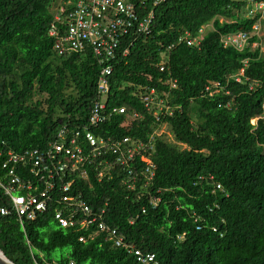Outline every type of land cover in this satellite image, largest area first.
<instances>
[{
	"label": "trees",
	"instance_id": "16d2710c",
	"mask_svg": "<svg viewBox=\"0 0 264 264\" xmlns=\"http://www.w3.org/2000/svg\"><path fill=\"white\" fill-rule=\"evenodd\" d=\"M55 2L0 0L2 182L8 152L44 149L69 120L84 125L98 98L100 65L91 53L54 52L49 30L62 4ZM132 2L141 16L153 12L151 34L138 37L129 57L114 66L108 105L126 107L127 115H114L97 133L146 138L159 125L133 93L142 87L167 91L175 81L169 104L178 109L164 121L176 144L156 143L148 190L129 191L121 173L98 182L92 170L88 182H78L79 193L92 210H106L105 224L126 244L154 254L157 264H264V37L251 32L259 15L236 14L248 0H166L157 7L153 0ZM211 22L200 48L177 44L182 32ZM239 33L250 35L242 51L223 46L222 37ZM242 68L246 83L228 80ZM212 82L229 94L205 96ZM135 111L142 118H127ZM148 193L160 199L157 206ZM6 205L0 187V208ZM82 235L60 227L52 210L24 227L0 215V250L14 264H138L134 253L115 247L106 235L80 242Z\"/></svg>",
	"mask_w": 264,
	"mask_h": 264
},
{
	"label": "built area",
	"instance_id": "2783aa9c",
	"mask_svg": "<svg viewBox=\"0 0 264 264\" xmlns=\"http://www.w3.org/2000/svg\"><path fill=\"white\" fill-rule=\"evenodd\" d=\"M164 1L155 0L152 6L157 7ZM249 2L253 4L254 10L262 13L264 19V3ZM61 3L54 13L49 30V36L54 39V52L57 56L91 53L100 65L96 83L98 98L93 102L84 125L69 120L44 149L7 153L3 165L7 181H0L7 205L0 208V215L13 216L24 227L25 222H33L52 210L53 220L60 227L83 232L80 242L103 234L115 247L134 253L138 264H157L154 254L135 250L124 242V237L116 230L109 228L104 222L106 210H92L78 188V182L90 180L92 170L98 182L105 178L111 179L116 173L123 174V185L129 191L136 190L138 186L148 190L153 184L156 143L170 136L168 131L171 132V129L164 120L178 109L169 104V91L177 88L176 82L171 81L167 91L142 87L133 93L146 113L159 125L146 138L104 137L97 133V129L114 115H127L126 107L108 105L114 66L129 57L130 47L138 37L151 34L154 14L150 12L145 17L141 16L131 0H68ZM205 30L206 27L201 28L196 35L185 31L178 39V44L200 48ZM260 30L261 25L257 24L253 34L260 36ZM249 38L247 33H239L222 37L221 43L225 48L233 47L242 51ZM256 46L255 43L252 47ZM162 57L163 71L164 53ZM243 74L241 71L234 77L236 82L242 83ZM253 87L251 84L250 88ZM223 90V85L215 82L206 87V95L214 96ZM262 112L264 118V104ZM127 118L137 120L142 115L135 111ZM257 121L258 118L252 120L251 124L256 127ZM217 189H221V186H217ZM148 195L150 204L157 206L160 199Z\"/></svg>",
	"mask_w": 264,
	"mask_h": 264
},
{
	"label": "clouds",
	"instance_id": "9594fccd",
	"mask_svg": "<svg viewBox=\"0 0 264 264\" xmlns=\"http://www.w3.org/2000/svg\"><path fill=\"white\" fill-rule=\"evenodd\" d=\"M132 1V0H131ZM155 0H153V2H154ZM166 1V0H165ZM164 1V2H165ZM163 2V3H164ZM252 2H254V0H252ZM260 3H264V2H260ZM153 4V3H152ZM162 4V3H161ZM159 6V5H158ZM245 8H247V12H248V14H247V17L246 18H250V17H253L254 15H259V20L255 23V25L253 26V28H252V34L254 33V27L257 25V24H260L261 25V30H264V19H262V13L260 12V11H256V10H254V8H253V4L252 3H250L249 2V0H248V5L247 6H245ZM219 21L220 22H223L224 21V19L223 18H219ZM203 27H206V30H205V35H204V37L206 36V34L209 32V31H211V30H213V22H211V23H209V24H205V25H203V26H201L195 33H193V32H191V31H189V32H191L193 35H196L197 33H199V30L201 29V28H203ZM261 30H260V32H261ZM186 31H188V30H186ZM185 32V31H184ZM184 32H182L181 33V35L184 33ZM251 32H249V33H251ZM180 35V36H181ZM180 36H179V38H180ZM178 38V39H179ZM177 44H178V42H177ZM182 44V43H181ZM180 45V44H179ZM172 48V47H171ZM233 48V47H232ZM169 49V48H168ZM238 51V50H237ZM166 51H164L163 53H165ZM162 53V54H163ZM162 56V55H161ZM163 61V60H162ZM245 62H247V64H245ZM243 63H244V66L246 67L247 65H248V61L247 60H244L243 61ZM241 71L244 73L245 72V68H242L237 74H235V75H233V76H230V78L228 79V80H234L235 82H236V80L234 79V77L235 76H237V75H239L240 73H241ZM241 79H242V83H239V84H244V83H246V80L244 79V74H243V76L241 77ZM175 82V81H174ZM212 83H215V82H212ZM212 83H210V84H212ZM220 83V82H219ZM238 83V82H237ZM222 84V83H221ZM223 85V84H222ZM207 87V86H206ZM206 87H205V91H204V93H205V96H209V95H206L207 93H206ZM223 87H224V85H223ZM221 93H226L227 95L229 94L228 92H225V87H224V90H223V92H221ZM221 93H219V94H221ZM219 94H216V95H219ZM215 96V95H214ZM209 97H213V96H209ZM264 104V103H263ZM253 120H255V119H253Z\"/></svg>",
	"mask_w": 264,
	"mask_h": 264
},
{
	"label": "rangeland",
	"instance_id": "374dc122",
	"mask_svg": "<svg viewBox=\"0 0 264 264\" xmlns=\"http://www.w3.org/2000/svg\"><path fill=\"white\" fill-rule=\"evenodd\" d=\"M62 1L67 2L68 0H56L55 4L61 3ZM141 1H145V0H141ZM235 13H236V12H235ZM236 14H237L238 16H240L241 18H246V17H247V14H248V12H247V8H244V10H241L240 12H238V13H236ZM260 34H263V35H261V36L264 37V30H261V33H260ZM263 37H262V38H263ZM263 44H264V43H262V46H263ZM262 51H263V53H264V46L262 47ZM70 92H71V91H70ZM192 116H193V122H194V125H195V124H197L196 115L193 113ZM169 130H170V129H169ZM168 132H169L170 136L167 135V136H168V137L166 138L167 142H170V143H172V144H176V141H175L174 138L172 137L171 132H170V131H168ZM177 146H178L179 148H181L178 144H177ZM67 252H68V249H64V250H56V251L53 253V257L58 258L62 253H67Z\"/></svg>",
	"mask_w": 264,
	"mask_h": 264
},
{
	"label": "water",
	"instance_id": "95a60500",
	"mask_svg": "<svg viewBox=\"0 0 264 264\" xmlns=\"http://www.w3.org/2000/svg\"><path fill=\"white\" fill-rule=\"evenodd\" d=\"M0 264H14L6 258L3 252L0 250Z\"/></svg>",
	"mask_w": 264,
	"mask_h": 264
}]
</instances>
